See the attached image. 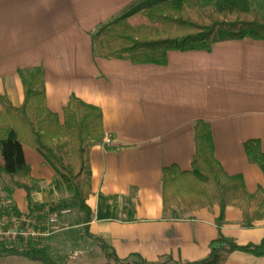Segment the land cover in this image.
<instances>
[{
  "label": "crops",
  "instance_id": "1",
  "mask_svg": "<svg viewBox=\"0 0 264 264\" xmlns=\"http://www.w3.org/2000/svg\"><path fill=\"white\" fill-rule=\"evenodd\" d=\"M165 1L0 0V94L21 105L18 70L40 67L45 105L60 122L71 97L102 110L103 139L86 150L92 237L85 235L76 192L67 190L69 177L39 149L24 151L36 181L32 204L70 209L59 217L61 230L52 240L35 246L50 252L56 264H62L64 245L78 248L71 243L73 229L88 242L83 253L106 256L97 237L125 262H195L207 256L219 232L238 245L264 237V217L243 227L237 206L225 208L219 229L216 204L164 213L161 186L163 167L191 168L195 124L204 120L225 172L242 175L249 193L264 190V173L244 150L246 141L257 139L264 152V38L223 39L209 51L171 50L165 65L107 59L94 51L93 38L103 29ZM247 1L264 15V0ZM15 135L10 129L8 137ZM1 187L0 179V194ZM18 190L13 188L10 198L19 209H30L25 192ZM71 198L73 208L65 205ZM222 264H264V255L234 250Z\"/></svg>",
  "mask_w": 264,
  "mask_h": 264
},
{
  "label": "trees",
  "instance_id": "2",
  "mask_svg": "<svg viewBox=\"0 0 264 264\" xmlns=\"http://www.w3.org/2000/svg\"><path fill=\"white\" fill-rule=\"evenodd\" d=\"M243 38H264V15L250 9L247 0H167L113 22L93 38V47L103 58L165 65L171 50L209 51L214 43L223 39ZM18 75L23 84L22 104L14 106L0 94V179L11 177V186L2 185L1 191L9 195L13 188H19L25 192L29 208L35 207L31 192L36 181L31 176L24 151L27 147L39 149L69 177L67 190L76 192L78 206L84 212L85 235L92 237L88 231L91 208L87 199L91 194V183L86 150L93 142L103 139L102 110L71 97L63 109V122H60L57 114L45 105L42 69H20ZM12 128L16 131L14 138L8 137ZM194 141L195 152L189 170H181L176 165L162 168L163 212L182 207L194 211L216 204L220 208L216 219L219 229L225 208L232 205L242 210L243 227H251L255 221L261 220L264 217V190L259 187L255 193H249L242 175L225 172L215 157L208 122H196ZM244 150L249 161L264 173V152L259 141H246ZM94 239L106 252L108 261L105 264H222L225 256L234 250L264 255V237L257 244L238 245L219 232L210 242L207 256L195 262L166 260L150 263L139 259L124 263L115 253L108 252L103 240ZM5 254L56 264L42 248H2L0 256Z\"/></svg>",
  "mask_w": 264,
  "mask_h": 264
},
{
  "label": "built area",
  "instance_id": "3",
  "mask_svg": "<svg viewBox=\"0 0 264 264\" xmlns=\"http://www.w3.org/2000/svg\"><path fill=\"white\" fill-rule=\"evenodd\" d=\"M69 208L47 206L19 209L11 198L0 194V250L17 247V243L44 241L61 230L59 217Z\"/></svg>",
  "mask_w": 264,
  "mask_h": 264
},
{
  "label": "rangeland",
  "instance_id": "4",
  "mask_svg": "<svg viewBox=\"0 0 264 264\" xmlns=\"http://www.w3.org/2000/svg\"><path fill=\"white\" fill-rule=\"evenodd\" d=\"M1 183L2 185H7L11 186V177L10 176H4L1 178ZM19 192H22L20 189L18 190ZM3 196H8L6 193H2ZM74 198L69 199V201L65 204L66 206L69 207H74ZM51 209L53 207H50ZM55 208V207H54ZM62 208V207H61ZM75 210H73V213ZM69 232V231H68ZM76 231V229L71 230L72 238H71V243L74 245H77L78 248H71L70 250L69 247L64 245V247L61 250L60 258L62 259V264H105L108 259L105 256V253L102 251H98L94 254H87L83 253L82 248L84 245V242L88 244V242L84 239L83 236H80ZM65 232L61 231L60 233L57 234L61 235L64 234ZM56 235V234H55ZM54 236H50L46 238V242L48 243L50 240H52ZM61 240H58L56 243L59 244ZM42 244V241H32V242H26V243H17V248L22 249L24 246H30V247H35L38 246V244ZM49 257L53 258L52 254L49 252ZM54 259V258H53ZM126 263V262H124ZM0 264H44L39 261H33L31 259H28L23 256H15V255H1L0 256Z\"/></svg>",
  "mask_w": 264,
  "mask_h": 264
}]
</instances>
